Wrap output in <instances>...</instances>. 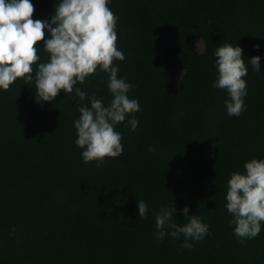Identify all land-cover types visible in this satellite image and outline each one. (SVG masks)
<instances>
[{
    "label": "trees",
    "instance_id": "trees-1",
    "mask_svg": "<svg viewBox=\"0 0 264 264\" xmlns=\"http://www.w3.org/2000/svg\"><path fill=\"white\" fill-rule=\"evenodd\" d=\"M32 3V18L44 20L60 0ZM108 6L119 17L117 47L125 55L113 63L135 85L129 96L140 103L139 125L116 126L123 154L98 168L83 162L75 144L78 98L61 90L37 103L34 84L21 78L0 90V264H264V229L239 244L225 207L231 174L264 158V0ZM225 42L239 44L246 60L261 57V73L247 65L248 108L239 116L227 114L226 90L212 86L213 53ZM38 55L47 61L43 50ZM80 87L105 106L113 98L99 69ZM140 197L149 201L144 216ZM163 201L176 204L178 224L187 223L181 209L188 205L209 234L191 249L181 247L183 235L158 238Z\"/></svg>",
    "mask_w": 264,
    "mask_h": 264
},
{
    "label": "clouds",
    "instance_id": "clouds-1",
    "mask_svg": "<svg viewBox=\"0 0 264 264\" xmlns=\"http://www.w3.org/2000/svg\"><path fill=\"white\" fill-rule=\"evenodd\" d=\"M110 3L111 0H60L50 19L41 20L32 18V0H0V90H8L21 78L26 84H34L37 103L53 101L61 90L72 94L71 99L78 98L80 115L73 121L75 144L82 149L83 162L94 161L98 168L106 163V157L123 154V134L116 131V126L127 120L126 126L135 131L139 125L135 113L141 110L138 99L129 96L135 85L119 77V65L113 63L124 61L125 55L117 47L119 17L108 6ZM41 50L48 55L46 62H39ZM213 54L218 75L212 86L226 90L227 114L239 116L248 108L244 79L247 65L261 73V57L246 60L242 47L229 42L217 47ZM97 69L107 74V88L113 97L107 106L102 98L90 96L80 87ZM84 100L88 103H80ZM243 167L244 172L231 174L225 196V207L232 216L230 223L235 225L233 234L241 245L264 229V158H252ZM137 203L141 216L147 215L149 201L140 197ZM176 211L175 203H160L155 211L156 235L160 239H179L183 235L181 247L191 249L192 242L202 241L209 234L210 226L198 215H189L188 205L181 209L187 223H175Z\"/></svg>",
    "mask_w": 264,
    "mask_h": 264
},
{
    "label": "rangeland",
    "instance_id": "rangeland-1",
    "mask_svg": "<svg viewBox=\"0 0 264 264\" xmlns=\"http://www.w3.org/2000/svg\"><path fill=\"white\" fill-rule=\"evenodd\" d=\"M196 46H197V50H198L199 52H202L203 49H204V41H203L202 39L198 40V41L196 42Z\"/></svg>",
    "mask_w": 264,
    "mask_h": 264
}]
</instances>
